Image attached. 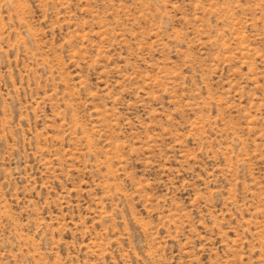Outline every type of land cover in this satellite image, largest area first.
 I'll list each match as a JSON object with an SVG mask.
<instances>
[{"label":"rangeland","instance_id":"obj_1","mask_svg":"<svg viewBox=\"0 0 264 264\" xmlns=\"http://www.w3.org/2000/svg\"><path fill=\"white\" fill-rule=\"evenodd\" d=\"M0 264H264V0H0Z\"/></svg>","mask_w":264,"mask_h":264}]
</instances>
